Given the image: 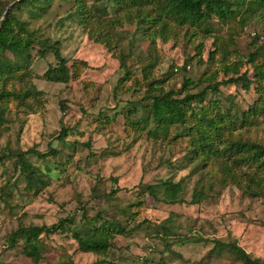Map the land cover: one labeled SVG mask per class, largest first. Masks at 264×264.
<instances>
[{"label": "rangeland", "instance_id": "374dc122", "mask_svg": "<svg viewBox=\"0 0 264 264\" xmlns=\"http://www.w3.org/2000/svg\"><path fill=\"white\" fill-rule=\"evenodd\" d=\"M4 1L13 4L12 0ZM22 18L29 21L36 38L59 41L65 59L85 61L88 68L68 85L55 84L36 78L55 65L52 54L34 58L37 46L26 53L2 51L3 67L23 65L27 53L33 57L28 83L43 93L45 105L42 111L25 115L16 114L10 104L11 111L5 113L0 124V157L6 150L45 152L51 144L62 150V155L52 161L63 162L66 170L35 198L25 196L19 180L12 208L0 202V264H33L19 248H7V235L18 225L49 226L65 218L78 222L82 206L90 216L100 211L106 219L121 220L117 206L128 204H133L130 217L138 222L145 220L147 225L129 236H118L106 256L76 251V244L69 237L57 234L44 237L49 247L42 253L40 264H66L69 259L73 264H142V258L157 260L164 245L154 235L161 225L171 226L179 239L201 238L198 242L177 244L173 253H164L166 264H240L226 249L208 254L214 240L235 243L251 258L264 261V197L252 198L242 191L243 186H252L248 175H256L264 185V172L255 166L240 165L231 167V174H227L223 167L231 163L222 157L209 161L204 168H195V162L182 169L178 165L187 152L186 138L153 142L143 134L122 130L119 121L107 123L117 111H125L132 102L142 100L147 82L141 69L148 56L157 58L151 79H167L164 90L177 91L187 78L202 81L191 93L208 83H220L242 73L248 80L254 79L245 56L259 46L264 53V12L241 13L228 25L208 22L207 29L213 31L210 36L199 29L169 25L154 44L138 31L136 23H125L115 30L116 39L108 47L93 42L87 31L69 18L65 4L56 2L41 19L29 20L26 15ZM211 52L215 54L210 59ZM121 58L126 69L121 67ZM262 58L257 61L261 63ZM238 60L242 62L238 74L225 73L224 67ZM218 90L209 98L217 99L224 111H245L257 99L254 86L245 91L240 84H229ZM62 127L68 129V145L78 143L74 152L56 140ZM232 136L264 145V117L234 131ZM89 152L96 156L89 157ZM68 155L71 158L66 163ZM32 162L42 164L34 157ZM14 176L12 161L4 158L0 162V186L12 182ZM167 180L181 183V191L174 195L160 192L159 200L138 193V184ZM115 188V198L107 200ZM195 188L208 196L199 205L190 203ZM138 200L141 202L136 204ZM179 200L183 202L172 203Z\"/></svg>", "mask_w": 264, "mask_h": 264}, {"label": "trees", "instance_id": "16d2710c", "mask_svg": "<svg viewBox=\"0 0 264 264\" xmlns=\"http://www.w3.org/2000/svg\"><path fill=\"white\" fill-rule=\"evenodd\" d=\"M56 2L67 5L69 18L86 30L93 42L106 47L113 38L116 39L115 30L125 23H136L138 31L151 39L150 43L154 44L155 38L163 36L169 25L199 29L206 36H210L213 31L207 29L208 22L228 25L241 13L264 12V0H12V5L0 0V57L4 50L12 49L26 53L37 46L34 58L43 59L48 54H52L55 65H50L36 78L63 85L77 80L80 72L88 68L87 63L65 59L61 55L59 41H53L49 37L36 38L29 27V21L22 18L26 15L29 20L41 19L49 14ZM9 4L10 8L7 10ZM214 54L209 53L208 58L211 59ZM260 56L263 57L261 63L257 61ZM245 57L246 63L252 66L254 79L248 80L245 73L237 75L239 65L242 63L238 60L224 67L225 73L233 72L236 77H230L220 83H208L197 92L191 93L193 88L197 89L202 84L201 79L196 82L187 78L183 80L177 91L164 90L163 84L167 79H151L157 58L154 55L148 56V61L144 62L141 69L143 78L147 82V90L142 100L132 102L125 111H117L107 123L118 124L119 121L122 130L143 134L147 140L153 142L186 138L187 152L180 161L181 165H178L182 169L195 162H197L195 168H204L209 161L222 157L231 163L230 166L226 164L223 167L227 174H231V167L236 168L240 165L255 166L256 169L264 172V145L240 138L234 139L232 136L234 131L250 126L260 117H264V53L259 46ZM32 59L33 57L27 53L23 65L5 67L0 59V124L5 113L11 111L10 104L13 105L16 114H34L44 109L43 93L28 83L29 65ZM121 62V67L126 69L122 58ZM188 63V61L184 63V69ZM126 74H129L128 70ZM229 84H240L245 91L254 86L257 99L245 111L238 112L231 108L222 110L217 99L209 98V95L215 96L219 86ZM61 106L66 110L64 103H61ZM67 130L62 127L56 140L59 145H67L74 152L78 143L73 141L68 145ZM61 155L62 150L51 144H48L45 152L36 149L25 152L19 149L3 151L0 162L4 158H9L15 174L12 182L0 186V202L3 206L12 208L11 201L15 194L14 190L18 189L19 180L23 184L22 190L25 196L35 198L49 187L53 180L59 179L66 170L65 164L52 160H56ZM88 156L96 155L89 152ZM32 157L42 164L33 163ZM70 158L71 155H68L66 163H69ZM47 161L52 163L47 166ZM43 163L44 168L41 167ZM258 178L254 174L248 175L247 179L252 186L242 187V191L252 198L264 197V185ZM181 189V183L167 180L158 181L153 185L138 184L137 190L142 196L149 195L159 200L158 193L174 195ZM117 191L118 188L112 189L106 196L107 200L114 199ZM207 197L202 189L195 188L190 203L199 205ZM140 202L138 200L136 204ZM180 202L182 203L183 200L172 201L173 204ZM131 206L133 204L125 207L117 206V210L122 214L121 220L106 219L100 211L90 216L87 208L82 206L81 218L78 222L73 218H65L49 226L18 225L7 235V248L9 250L19 248L21 254L28 257L33 264H40L42 253L49 247L44 242V237L58 234L69 237L76 244V251L106 256L112 242L118 236H129L147 225L145 220L138 222L137 219L130 217L133 214L130 210ZM126 225H130V228L127 229ZM171 228V226H160V230L154 236L163 242V250L159 252L160 256L157 260L142 258V264H166L163 262V254L173 253L175 245L198 242L201 239L197 237L179 239ZM224 249L240 264H264L259 258H251L235 243L219 240L213 241L208 254L214 252L219 254ZM157 252L153 250V253ZM66 264L73 262L69 259Z\"/></svg>", "mask_w": 264, "mask_h": 264}, {"label": "water", "instance_id": "95a60500", "mask_svg": "<svg viewBox=\"0 0 264 264\" xmlns=\"http://www.w3.org/2000/svg\"><path fill=\"white\" fill-rule=\"evenodd\" d=\"M7 12V11H6ZM6 14V13H5Z\"/></svg>", "mask_w": 264, "mask_h": 264}]
</instances>
